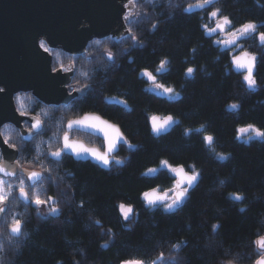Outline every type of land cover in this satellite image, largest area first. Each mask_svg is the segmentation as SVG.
Instances as JSON below:
<instances>
[{"label": "clouds", "instance_id": "obj_1", "mask_svg": "<svg viewBox=\"0 0 264 264\" xmlns=\"http://www.w3.org/2000/svg\"><path fill=\"white\" fill-rule=\"evenodd\" d=\"M116 3L122 8L118 29L92 36L79 51L53 44L47 35L36 38L49 74L65 80V100L49 103L32 89L10 95L13 119L0 120V264H264V178L244 185L233 180L235 169L217 173L203 189L202 219L195 228L185 211L201 188L205 169L197 157L170 152L182 144L221 166L234 155L198 109L188 115L145 101L138 109L143 135L108 111H137L134 89L125 84V75L113 80L125 65L143 95L168 105L184 100L188 85L197 78H215L217 87L228 89L220 97V107L231 118V143L264 147V119L253 115L264 110V0ZM90 27L82 20L78 30ZM148 37H156L157 45H171V50L150 46ZM145 48L154 59L138 63L135 54ZM48 49L56 55L48 56ZM173 51L182 53V67L176 66ZM202 51L209 54L202 56ZM173 72H178V79L165 78ZM6 92L0 85V96ZM89 97L93 103L86 105ZM90 117L112 126L118 135L110 136L97 121L86 119ZM146 140L157 147L130 167L133 154L147 147ZM81 164L108 176H121L131 168L129 175L144 183L131 194L118 188L116 197H109V207L115 209L112 218L96 203L87 179L77 175ZM174 168L183 169L186 178ZM161 175L166 183H150ZM156 192L161 195H145ZM229 213L234 222L226 237L224 220ZM74 217L81 218L78 233L73 230ZM162 217L181 220L162 228ZM44 224L59 231L66 255L55 242L36 235ZM138 231L140 237L133 239ZM93 244L99 253L110 255L90 256Z\"/></svg>", "mask_w": 264, "mask_h": 264}, {"label": "trees", "instance_id": "obj_2", "mask_svg": "<svg viewBox=\"0 0 264 264\" xmlns=\"http://www.w3.org/2000/svg\"><path fill=\"white\" fill-rule=\"evenodd\" d=\"M179 20L184 23H192V20L187 17H180ZM176 29H173V35L175 34ZM195 34V30H194ZM172 38V37H170ZM150 41V46H156L160 49V51H164L166 48L171 50V45L165 43V45H157L155 44L156 37H148ZM174 61L176 62L177 67H182L179 65V60L181 56V52L173 51L172 52ZM209 53L207 51H202V56H207ZM137 62L140 63L146 60H152L154 57L149 53V49L145 48L142 51L136 52ZM199 59V58H198ZM130 67V66H129ZM260 69L264 70V63L260 64ZM121 75H125V84H131L134 89L135 99L132 101L134 106L137 108V111L132 114H123L120 111L115 114L116 117L121 119L122 121L127 122L128 126L136 131L139 129L141 135L144 133L143 126L141 124V114L139 113V107L148 100H152L154 104L160 105L170 111H188V115H191L192 109H198L199 115L204 119H207L213 125L214 130L217 132L220 140L224 142L226 145V149L230 148L233 152V159L228 162L227 165H218L213 161L206 159L196 148L186 149L183 145H177V148L170 152L171 155L176 156L178 154L187 153L194 157H197L204 166L205 175L204 180L202 182L201 188L197 191V193L193 194V200L189 202L186 213H190L192 216L193 226L198 224L199 220L202 219L200 216L201 209V194L203 189L209 185H211L215 181V177L217 173L223 175L232 172V169H235V172L232 173V178L237 183H241L244 185H249L251 182H255L264 178V147L253 145L251 148H242L234 143H231L230 136V117H227L226 114L221 110L220 107V97L224 91H227V85L223 88L217 87L215 78L213 81L208 82L203 80L202 78H197L195 82H192L188 85V88L185 92V98L178 105H168L163 102H158L150 96L143 95L140 92L141 85L135 81L134 76L129 72L128 66L121 70L120 73H117L115 77H113L114 81H118ZM178 72L169 73L166 76V79H178ZM247 107V105H246ZM253 115L258 116L261 119H264V110H258ZM171 139V137L169 138ZM147 147L140 152L134 153L132 158V165L130 167L136 166L139 161L146 155L147 152H150L154 147H157L153 142L146 140ZM132 169H126L121 176H108L102 172L97 173L91 165L81 164L77 168V175L82 178L87 179V183L90 186V190L95 191L97 200L96 203L101 206L102 209L106 210L108 214L115 217V209L109 207L110 200L109 197L115 198L117 195V189L122 188L124 191H127L131 194L133 187L140 183H144L142 181H137L136 177L130 176ZM167 182V177L165 175H161L158 181H152L150 183L155 182ZM123 182V183H122ZM223 203V201H220ZM181 220V217L176 218H161V227L166 228L168 226H175ZM233 217L229 213L224 220L225 223V236H229L230 228L233 224ZM81 218L74 217L73 225L74 232L78 233L80 229ZM197 231H199L197 229ZM38 237L47 238L50 242H55L56 247L61 255H66L68 252L67 246H65L59 240V231L50 227L47 224L41 225L40 231L36 234ZM140 232L133 234V239L140 237ZM88 239L87 234H85V240ZM123 252L124 249H121ZM27 254V253H26ZM89 255L90 256H104L107 257L110 253H99L95 245L89 247Z\"/></svg>", "mask_w": 264, "mask_h": 264}, {"label": "water", "instance_id": "obj_3", "mask_svg": "<svg viewBox=\"0 0 264 264\" xmlns=\"http://www.w3.org/2000/svg\"><path fill=\"white\" fill-rule=\"evenodd\" d=\"M121 13L116 0H0V85L7 89L0 96V120L13 119L9 98L20 89H32L49 103L66 99L65 80L49 74L48 60L35 46L38 36L79 51L92 36L118 29ZM82 20L91 27L78 30Z\"/></svg>", "mask_w": 264, "mask_h": 264}, {"label": "snow or ice", "instance_id": "obj_4", "mask_svg": "<svg viewBox=\"0 0 264 264\" xmlns=\"http://www.w3.org/2000/svg\"><path fill=\"white\" fill-rule=\"evenodd\" d=\"M46 50V49H45ZM239 60V58H238ZM146 75H148L150 78H151V74L150 73H146ZM165 91H169V90H165ZM88 120H92V121H97L98 122V125L101 126L105 131L106 133L110 134V136H114V135H118V130L116 129H113L112 126L110 125H106L104 122L102 121H98V118H95V117H90V118H86ZM154 120H157L159 121L160 118L159 117H153ZM205 139L208 141V142H211V137H205ZM173 172H175L179 177L181 178H186L185 177V174H184V170L183 169H178V168H174L172 169ZM146 197L147 196H155V193H152V194H145ZM162 198V197H160Z\"/></svg>", "mask_w": 264, "mask_h": 264}, {"label": "flooded vegetation", "instance_id": "obj_5", "mask_svg": "<svg viewBox=\"0 0 264 264\" xmlns=\"http://www.w3.org/2000/svg\"><path fill=\"white\" fill-rule=\"evenodd\" d=\"M48 52H49L50 55L53 56V57L56 55V52H55L54 50L48 49ZM165 78H166V77H165ZM153 80H155V78H153ZM162 88H163V85H160V89H161V90H162ZM153 91H156V86H155V84H153ZM150 97L154 99V97H152V96H150ZM96 100H98V98H96ZM156 101H158V100H156ZM158 102L161 103L162 101H158ZM84 103H85L86 105H87V104H91V103H93V98L89 97L88 99H86V100L84 101ZM108 111H109V114L115 116V114L119 112V109H109ZM88 165H90V164H88Z\"/></svg>", "mask_w": 264, "mask_h": 264}]
</instances>
